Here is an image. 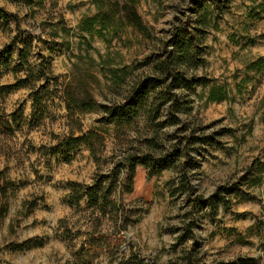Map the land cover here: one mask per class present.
Returning <instances> with one entry per match:
<instances>
[{"label": "rangeland", "instance_id": "obj_1", "mask_svg": "<svg viewBox=\"0 0 264 264\" xmlns=\"http://www.w3.org/2000/svg\"><path fill=\"white\" fill-rule=\"evenodd\" d=\"M108 1L113 0H58L55 9L47 5L31 18L27 9L0 0V7L15 14L21 28L34 37L32 61L40 54L48 56L51 71L49 92L39 104L28 88L8 94L0 90V264H64L94 225L91 209L84 203L70 206L66 197L73 184H90L97 172L110 168L118 135L102 125L100 112H68L62 89L67 83H82L98 104L119 102L125 91L115 85L114 76H122L123 69L140 75L156 43L118 21L92 37L81 33L80 20L98 8L107 9ZM191 1L136 0V8L153 35L162 38L179 11L193 8ZM258 3L220 0V7L211 3L206 12V65L199 73L210 84L197 89L191 116L205 134L219 135L218 145L197 158L192 184L199 196L241 176L242 183L248 179L251 185L242 186L248 201H233L230 208H219L214 219L205 218L195 227L208 262L264 264V14ZM58 16L63 25L57 24ZM1 24L0 50L16 32L12 20ZM13 82V73L0 76V88ZM212 84L226 87L224 101L206 102ZM90 129H99L105 137L99 163L85 147L51 155L64 137ZM252 165L260 174L256 183L257 177L249 176L253 171L246 172ZM172 177L168 170L147 177L143 168L136 169L133 191L123 201L143 206L145 213L124 231L126 255L157 264L175 256L171 247L179 234L184 202L169 196ZM28 240L40 245L22 252L5 248Z\"/></svg>", "mask_w": 264, "mask_h": 264}, {"label": "trees", "instance_id": "obj_2", "mask_svg": "<svg viewBox=\"0 0 264 264\" xmlns=\"http://www.w3.org/2000/svg\"><path fill=\"white\" fill-rule=\"evenodd\" d=\"M7 1L27 9L31 18L38 11L45 10L47 5L55 9L58 2ZM258 1L257 8L264 14V0ZM136 3V0L108 1L107 9L98 8L96 14L82 18L78 25L81 33L92 37L94 33L107 30V25L112 21H118L123 28L129 27L147 40H156V43L144 58L142 63L145 68L140 75L134 77L123 69L122 76H114L115 85L125 91L119 102L98 104L82 83H67L62 89L68 112H100L102 125L112 127L118 135V152L110 168L106 172H97L90 184H73L66 197V203L70 206L78 207L84 203L85 208L91 209L94 225L71 259L64 264H157L156 261H146L132 254L126 255L122 250L124 231L135 225L145 213L143 206L123 201V197L133 191L138 167L145 170L147 177L164 170L172 173L169 196L181 198L184 202L181 224L177 228L179 234L171 247L175 256L166 264H242L240 260L206 261L194 233L195 227L203 219H214L219 208L228 209L233 201H248L249 193L242 190V186H251L248 179L242 183L244 177L241 176L220 184L208 196H199L192 184L198 167L197 158L202 152L218 145L219 134H205L191 114L197 89L204 90L210 84V80L199 70L206 65L207 8L211 3L220 7V0H201V3L200 0H192L190 4L193 8L179 11L162 38H156L144 23L137 12ZM10 20L14 22L16 32L0 50V76L13 73L14 82L2 86L0 90L8 94L28 88L32 91L35 104H39L49 92V57L40 54L38 61H32L34 37L21 28L20 19L15 14L7 13L0 7V26L3 22L8 25ZM57 20L58 25L64 24L61 16ZM62 28L65 29L64 26ZM58 87L56 84L55 90ZM226 98V87L212 84L206 102L219 103ZM104 146L105 137L101 131L90 129L64 137L51 149V155L58 154L60 149L66 155L85 147L94 162L99 163ZM253 169L254 165L248 167L246 172ZM249 176L257 177L255 183L260 180L258 171H253ZM32 243L28 240L5 248L22 252L40 245Z\"/></svg>", "mask_w": 264, "mask_h": 264}]
</instances>
